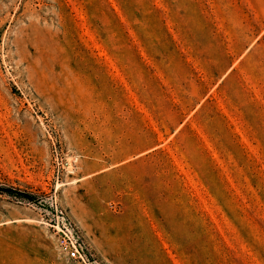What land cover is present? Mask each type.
<instances>
[{
	"label": "rangeland",
	"instance_id": "374dc122",
	"mask_svg": "<svg viewBox=\"0 0 264 264\" xmlns=\"http://www.w3.org/2000/svg\"><path fill=\"white\" fill-rule=\"evenodd\" d=\"M0 264H264V0H0Z\"/></svg>",
	"mask_w": 264,
	"mask_h": 264
},
{
	"label": "built area",
	"instance_id": "2783aa9c",
	"mask_svg": "<svg viewBox=\"0 0 264 264\" xmlns=\"http://www.w3.org/2000/svg\"><path fill=\"white\" fill-rule=\"evenodd\" d=\"M47 226L52 230L58 252L76 264H90L85 248L77 234L66 222L57 217Z\"/></svg>",
	"mask_w": 264,
	"mask_h": 264
},
{
	"label": "trees",
	"instance_id": "16d2710c",
	"mask_svg": "<svg viewBox=\"0 0 264 264\" xmlns=\"http://www.w3.org/2000/svg\"><path fill=\"white\" fill-rule=\"evenodd\" d=\"M0 195L5 196L6 198L30 205H40L42 203V199L25 191H21L11 186L0 185Z\"/></svg>",
	"mask_w": 264,
	"mask_h": 264
}]
</instances>
